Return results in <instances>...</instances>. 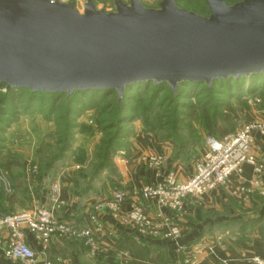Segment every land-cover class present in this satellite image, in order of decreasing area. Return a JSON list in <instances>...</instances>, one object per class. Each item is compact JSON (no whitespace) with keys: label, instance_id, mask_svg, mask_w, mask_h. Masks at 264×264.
<instances>
[{"label":"water","instance_id":"water-1","mask_svg":"<svg viewBox=\"0 0 264 264\" xmlns=\"http://www.w3.org/2000/svg\"><path fill=\"white\" fill-rule=\"evenodd\" d=\"M208 17L161 0H113L82 12L60 0H0V84L5 90L70 95L166 83L250 77L264 73V0H205Z\"/></svg>","mask_w":264,"mask_h":264},{"label":"rangeland","instance_id":"rangeland-1","mask_svg":"<svg viewBox=\"0 0 264 264\" xmlns=\"http://www.w3.org/2000/svg\"><path fill=\"white\" fill-rule=\"evenodd\" d=\"M62 1L73 4L79 12H82L81 5L74 3L73 0ZM121 1L128 3V0ZM93 2L98 10L106 13L114 10L112 0H93ZM159 2L160 0H141L142 5L147 8H157ZM180 4L184 6L181 1ZM191 8L197 14H202L201 8ZM28 95V92L17 90L5 93L4 87H0V220L24 213L39 215V213L46 212L52 213L54 217L65 219L64 222L69 224L75 223L80 227H85L79 224L81 220H76L80 219L79 212H74L75 216L68 220L70 213L65 212L61 208L62 205L54 206L51 202L50 190L55 182H59L61 192L64 190L66 197H75L78 200L88 197L89 201L95 205L111 201L115 193L127 196V192L124 191L126 187L121 183L122 176H120L119 167H123L120 165L121 160L125 161L126 165L131 161H136L138 151L136 145L149 144V141L154 139L166 147V151L160 153L159 149L149 145L150 152L138 156L140 160L137 162L144 166V159L147 156L165 155L168 157V165L163 169L168 167L170 170L168 173H170L176 167L183 176L193 173L194 163L206 150V140L209 134L204 130L202 118H192L193 116L189 118L186 114L189 111L186 108H180L184 112L182 114L174 110V105L170 103V101L173 102V97L167 91L155 96L150 109L152 99L149 94H144L137 102L131 99L126 106H117L115 98H111L105 102L98 101V104L88 102L86 106L80 107L79 115L72 119L65 114L68 102L65 99H62L60 104L47 116L46 111L41 110L42 103L47 106L51 104L50 98L46 96L38 98L40 105L35 108L39 111L33 109L34 112H27L23 105ZM210 100L215 107L219 105L217 100L226 101L207 90L202 91L198 99H185L184 103L185 105L196 104L199 101L203 105V102ZM231 102L234 104L235 111L238 112L233 133L246 124L264 123V93L250 97L239 104L233 100ZM118 109L119 113L124 112L116 119L115 114L118 113ZM207 109L211 110L213 106H207ZM71 130H74L72 134ZM256 133L259 134V132ZM253 134L252 154H254ZM261 137L264 139L263 136ZM74 166L78 169L70 170ZM143 188L145 186L138 191V194ZM106 211L111 213L109 210ZM167 211L169 214L182 213V211L176 212L169 209ZM182 215H178V218L180 219ZM174 220L172 219V222L180 229L181 236L178 241L176 240L177 243L172 239L167 242L177 249L178 256L184 255L183 264H198L200 253L205 250L201 251V248L211 247L210 241L201 245H189L197 247L195 250L182 247L180 240L183 227ZM116 224L119 225L117 222ZM120 226L131 227L141 238L163 239L160 234H151L149 231L140 234L138 229L131 225ZM223 226L224 223L206 227L201 235L213 237L216 234H224V231L229 229ZM201 230L202 228L197 231L200 233ZM250 233L258 236L256 232ZM8 234L9 231L6 228L0 229V249L4 247ZM228 234L234 238L239 237V235L235 236L236 229L229 231ZM96 241L98 243L97 238ZM56 243L62 244L67 250V246L77 245L91 260H96L91 257L83 241L60 237L50 239L47 254L49 248L51 249ZM98 246L102 253L104 247L100 243ZM108 250L113 252L112 248ZM112 252L107 255L103 254V256L111 259ZM69 260V257L63 254L51 261L52 264H69ZM175 264H179L177 258ZM248 264L264 263L253 259Z\"/></svg>","mask_w":264,"mask_h":264},{"label":"crops","instance_id":"crops-1","mask_svg":"<svg viewBox=\"0 0 264 264\" xmlns=\"http://www.w3.org/2000/svg\"><path fill=\"white\" fill-rule=\"evenodd\" d=\"M84 1L85 0H73L74 3L80 4L81 7ZM149 145L159 149L158 152L160 153L166 151V147L152 139L149 141V144L142 143L140 146L136 145L138 151L135 162L131 161L128 165L123 163L120 164L123 166L119 167V173L120 176H122L121 183L122 185L124 184L123 186L126 187L124 191L127 192V200L123 204L124 213H128L131 205L138 202L136 194H138V191L143 186L156 185L168 174V171H170L168 167L159 171L150 170L145 165L143 166L137 162V160H140L139 157L141 155L150 152L151 147ZM252 150L257 163L264 168V139L257 133L253 134ZM170 173L180 182H185L191 175H189V173L185 176L181 175L176 167H174ZM253 179L254 175L252 173V168L248 165L244 166L242 174L230 176L226 180L225 186L221 189L200 197H189L185 202L184 209L181 213L183 215L180 219L178 215L180 216L181 214H169L168 211H166V216L171 217L173 220L175 219L174 221L179 222L183 227V234L180 240L182 247L195 250L197 247L191 246V248L189 245H201L202 243L210 241L211 247L207 249L201 248V251L202 249L205 250L200 253L198 264H248V262L253 259H258L264 263V242L260 240L256 234H251L249 242L238 241V238H234L228 234V230H225L224 234H216L213 237H208L201 235L203 234V229L226 220V216L217 217L215 219L202 218L198 220L199 213L218 212L219 215L222 214L221 212L224 205L229 207L228 214L230 216L234 215L232 206L235 204H239L243 209L250 207L251 200H249L247 196H234L233 193L236 192L240 186H247ZM64 192V190L61 192V208H63L65 212H68V214L70 213L68 215L70 216L68 220H71V218L75 216L74 212H79L80 219L77 218L76 220H81L79 224L84 225L86 228H92L93 231H95L98 243L102 244L104 249L96 258L94 257L96 260H91L86 252L81 250L77 245L72 244V246H67V250L62 244L56 243L48 250L47 255L49 258L55 259L64 254L69 257V264H103L106 262L109 264H175V259L177 258L179 264H183L184 255L178 256L177 249L168 243L167 240L158 237H138L131 227H119L116 221L105 210L100 211L97 215L100 229L96 231L95 227L88 223L87 219L88 211L93 205V202L89 201L88 197L82 200H78L75 197H66V193L64 194ZM257 193L260 194L258 190ZM144 207L147 217L153 218L157 211L153 203H149L148 205L144 204ZM261 213H264L263 208ZM56 218L61 222L65 220L63 218ZM201 228L202 230L199 233L197 230ZM22 232L24 242L32 248L35 253H38L40 251L39 244L31 238L26 230ZM108 248H112L113 252L108 250ZM111 252L113 253L111 259L103 256V254L107 255ZM37 260L41 262L40 257H38ZM173 260L174 262H172ZM184 262L186 263V261ZM0 264L22 263L5 259L2 249H0Z\"/></svg>","mask_w":264,"mask_h":264},{"label":"built area","instance_id":"built-area-1","mask_svg":"<svg viewBox=\"0 0 264 264\" xmlns=\"http://www.w3.org/2000/svg\"><path fill=\"white\" fill-rule=\"evenodd\" d=\"M259 132L264 137V123L246 124L232 135L221 140L207 138L206 150L193 165V173L185 182L178 181L171 173L156 185H147L139 194L138 202L131 205L128 213L123 212V204L127 196L122 193L113 194L111 201L98 203L90 207L87 219L96 231H99L98 213L109 210V215L119 225L133 226L140 234L149 231L151 234H160L164 240L172 239L174 242L181 236L180 229L171 217L166 216L167 209L181 212L189 197H200L225 186L226 180L232 175H241L244 166H250L254 179L247 186H240L233 195H243L259 191L264 196V168L257 163L251 152L252 134ZM121 163L126 164L121 160ZM144 165L159 171L168 165L165 155H149L144 159ZM73 167L71 170H77ZM1 181V179H0ZM51 202L54 206L61 205V187L59 182L51 185ZM143 203V204H141ZM153 203L156 214L153 218L147 217L144 204ZM53 206V208H54ZM9 231L2 248L4 258L10 261H19L22 264H52L47 255L50 239L54 237L81 240L87 247L91 257L100 254V247L96 241L95 231L92 228L80 227L75 223L61 222L52 213L19 214L14 217H5L0 220V229ZM22 230L35 240L40 251L30 248L25 242ZM176 241V243H177ZM175 243V244H176ZM41 258V262L37 258Z\"/></svg>","mask_w":264,"mask_h":264},{"label":"trees","instance_id":"trees-1","mask_svg":"<svg viewBox=\"0 0 264 264\" xmlns=\"http://www.w3.org/2000/svg\"><path fill=\"white\" fill-rule=\"evenodd\" d=\"M93 1V0H92ZM180 1L183 3V7L180 4ZM224 3L228 6H232L241 0H223ZM141 2V0H140ZM161 2V0H160ZM159 2V4H160ZM95 4V3H94ZM113 4V0H112ZM142 4V3H141ZM152 7H145L146 9H158ZM143 6V5H142ZM176 6L180 9L186 10L188 12L195 13L201 17H208L209 10L207 7V3L205 0H176ZM144 7V6H143ZM201 8L202 14H197L193 8ZM114 9V6H113ZM193 9V10H192ZM0 87H4V84H0ZM21 91V92H28V96H26L25 104L23 107L29 111L30 113L34 112L33 109L39 111L38 108L35 106L40 105V101L38 102V98L40 96H46L50 98L51 104L47 106V104L42 103L41 110H45L47 116L50 114L52 110L58 106L62 99H65L67 102L65 108V114L68 115L71 119L74 117L76 118L79 115L80 107L86 106L88 102H92L98 104V101L105 102L110 100L111 98H115V103L117 106L128 104L127 102L133 99L137 102L144 94H149L150 98L152 99L149 109L153 105V100L155 96L163 91H167L173 97V102L170 101L174 105V110L178 113L182 114L183 111L180 108H186L189 111L188 114L189 118L201 117L204 124V130L209 134V137L214 138L216 140H221L223 137L228 135H232L235 130V122L237 120L238 112L234 109V104L231 102L233 100L237 104L246 101L250 97L258 96L264 93V73L251 75L250 77H239L237 79H227V80H215L211 83L210 86H207L205 83H181L177 85L176 91L173 92L170 87L166 83H160L155 85L153 82H146V83H138L134 85H130L125 87L123 91L122 97L119 99L115 90H98V91H73L70 95L66 93L61 94H51V93H42L36 92L33 93L31 90L28 89H9L5 90V93L10 91ZM209 90L211 94L219 96L223 98V100L219 101L218 107H215L212 100L203 102V105L197 101L195 104H186L184 100L190 99H198L200 95H202V91ZM221 102V103H220ZM223 102V103H222ZM180 105V106H177ZM213 106V109L208 110L207 106ZM47 106V107H44ZM95 106V105H94ZM112 106V105H110ZM177 106V107H176ZM122 113L115 114V118L117 119L118 116H121ZM184 113V112H183ZM121 124V122H118ZM105 125V123H104ZM70 132V131H69ZM74 130H71V134ZM110 142V141H109ZM108 142V146H109ZM248 199L251 200V206L248 208L243 209L239 204L233 205V216L229 215V207L224 205L222 214L219 215L218 212L213 213H199L198 220L210 218L215 219L217 217L226 216V220L216 224L220 225L224 223V228L229 229L228 231H233L236 229V236L239 235L238 241L240 242H249L250 236L252 233L250 232H257L258 237L260 240L264 242V213H261L262 208L264 209V196H260L257 191H254L251 194L247 195ZM236 227V228H235Z\"/></svg>","mask_w":264,"mask_h":264}]
</instances>
